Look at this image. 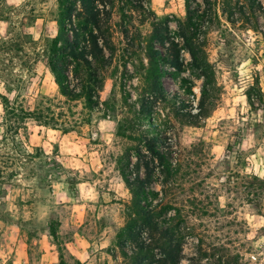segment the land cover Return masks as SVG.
Masks as SVG:
<instances>
[{"label":"rangeland","instance_id":"374dc122","mask_svg":"<svg viewBox=\"0 0 264 264\" xmlns=\"http://www.w3.org/2000/svg\"><path fill=\"white\" fill-rule=\"evenodd\" d=\"M231 3L249 23H228L218 0L217 18L201 27L217 91L209 116L190 124L172 107L184 102L195 114L202 83L176 37L184 0H143L146 9H127L124 21L113 11L90 105L63 96L48 65L57 0H0V264L21 255L27 264H122L131 195L120 168L130 157L132 178L135 148L146 153L137 139L152 136L168 162L150 164L148 192L154 204L164 200L158 216L191 228L182 264L201 250L215 255L200 264L217 256L264 264V14L247 0ZM157 21L176 44L155 45L166 105L143 80L144 42ZM68 79L76 92L87 85L84 76Z\"/></svg>","mask_w":264,"mask_h":264},{"label":"trees","instance_id":"16d2710c","mask_svg":"<svg viewBox=\"0 0 264 264\" xmlns=\"http://www.w3.org/2000/svg\"><path fill=\"white\" fill-rule=\"evenodd\" d=\"M143 0H57L58 20L57 34L53 38L48 57V65L55 78L60 93L70 100H77L80 96L86 99L88 105L92 103L94 86L100 89L97 82V73L105 65L104 49L107 48L109 37V22L113 11L116 9L120 18L124 21L125 11L142 10L146 8ZM198 0H184L185 18L177 21L176 37L181 41L183 50L190 58L191 68L201 79L200 98L197 103V112L191 113L184 102L180 106L172 105L174 114L185 119L187 123L195 124L198 120L207 118L215 106L217 91L215 73L212 64L208 61L205 44V36H200L201 27L207 29L214 18H217L218 0H202L204 10L199 11ZM232 0H222V14L230 24H236L241 17L245 18L246 12L234 6ZM251 12L256 10L264 14V8L260 0H247ZM150 11V10H149ZM238 15V16H237ZM240 16V17H239ZM125 24V23H124ZM123 26V25H121ZM166 22L157 21L151 24V31L144 44V55L147 60L143 66V80L147 85L151 96L158 102L172 104L168 100V94L164 91L163 74L159 63L160 52L156 49L157 43H167L176 46L174 41L166 34L168 28ZM126 26L123 28L127 33ZM204 33V32H203ZM174 52V51H172ZM171 64L178 68L177 54L173 53ZM101 66V67H100ZM73 77L84 76L87 85L82 92H76L71 87L69 75ZM190 107V106H189ZM146 104L142 105L141 112L147 111ZM145 148L142 153L141 145L135 148L133 153L136 158L134 176L129 178L127 172L131 165L130 157L125 168H120V175L131 195L130 204L126 210L125 224L120 233L117 248L122 258V264H182L184 259L185 237L191 235V228L180 227L175 218L160 219L157 209L162 205L163 199L156 204L148 192L152 185L153 170L150 164L157 163L164 168L168 163L166 155L158 148L157 138L152 136L137 139ZM149 157V158H148ZM148 158V159H147ZM145 171L141 177L140 169ZM163 173L161 170L159 174ZM162 190L165 191V183L162 181ZM200 258L214 257L201 250ZM191 258L187 264H200L202 259ZM213 264H224L222 257L217 256ZM208 260V259H207ZM218 261V263H216Z\"/></svg>","mask_w":264,"mask_h":264},{"label":"crops","instance_id":"0c3cea01","mask_svg":"<svg viewBox=\"0 0 264 264\" xmlns=\"http://www.w3.org/2000/svg\"><path fill=\"white\" fill-rule=\"evenodd\" d=\"M19 258H22V262H14V263H12V264H27V260L25 259L24 260V257H23V255H21V256H18L17 258H15V259H19Z\"/></svg>","mask_w":264,"mask_h":264}]
</instances>
